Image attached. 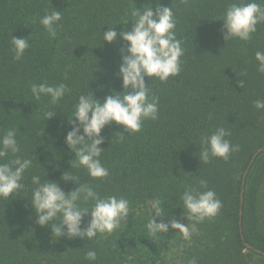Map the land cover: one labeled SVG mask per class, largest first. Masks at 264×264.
<instances>
[{"label": "trees", "instance_id": "16d2710c", "mask_svg": "<svg viewBox=\"0 0 264 264\" xmlns=\"http://www.w3.org/2000/svg\"><path fill=\"white\" fill-rule=\"evenodd\" d=\"M146 2L0 0V135L18 129L17 155L33 161L25 173V188L10 199H0V264H169L170 251L180 239L170 229L155 236L147 231L152 218L148 201L159 199L166 216L187 215L182 214L179 198L186 186L213 190L223 206L216 217L196 225L200 234L184 253L182 264L193 259L196 264H264V153L250 169L242 197L244 174L254 154L264 148V110L254 106L256 100H264V73L258 72L255 60L257 51L264 52V24L249 41L225 42L223 21L216 19L235 0H159L164 6L173 2L175 31L185 50L178 76L167 82L145 78L159 97V118L145 120L138 133H126L114 122L105 127L101 161L108 177L93 179L86 169L72 168V176L94 186L101 196L129 201V215L121 226L88 241L52 237L50 227L35 224L27 200L33 175L44 178L46 168L47 179L58 181L65 192L76 188L61 175L71 170L69 162L74 158L65 143L71 130L66 116L78 96L92 89L101 99L110 94L109 88L124 90L117 75L118 49L124 42L103 46V30L126 25V13L135 3L140 8ZM156 2L151 0L153 5ZM53 7L62 11L55 39L39 22ZM131 27L130 23L127 30ZM123 28L117 25L116 31ZM12 36L29 37L30 47L19 60ZM238 80L244 82L243 88ZM44 82L64 83L70 92L55 105L46 96L37 101L31 85ZM48 111L57 115L47 121ZM221 126L230 131L226 138L239 145V151L227 161L213 157L201 162V138ZM118 132L124 133L122 140ZM12 158L10 153L5 160ZM201 178L206 187L200 185ZM82 206L90 204L82 202ZM89 220L85 218L83 226ZM89 250L97 252L96 261L85 258Z\"/></svg>", "mask_w": 264, "mask_h": 264}, {"label": "clouds", "instance_id": "9594fccd", "mask_svg": "<svg viewBox=\"0 0 264 264\" xmlns=\"http://www.w3.org/2000/svg\"><path fill=\"white\" fill-rule=\"evenodd\" d=\"M126 15L129 17L126 25L117 24L124 26L119 33L116 31V25L108 27L107 31L103 30L102 35L103 46L105 42H124L118 49L120 64L117 74L122 79L124 90L109 88L110 94L101 99L96 98L92 89L89 93H82L74 103L71 114L66 116L71 130L65 137V143L70 152L74 153V158L69 162L71 170L62 171L61 179L65 183L76 185L75 190L65 192L58 181L47 179L49 173L46 168L44 178L40 175L31 177V196L27 200L35 212V224L50 227L52 237L66 236L68 239L92 241L98 234H111L127 219L129 201L126 198L115 195L101 196L94 186L79 182V179L70 173L73 167H82L93 179L108 177L109 170L101 161L104 151L102 145L105 143L102 131L114 122L122 126L126 133H138L142 130L145 120H157L159 97L152 93L145 78L149 81L155 78L160 82H167L182 71L181 58L185 50L183 41L177 38L175 31L177 20L173 2L170 6H164L159 0L155 5L148 0L140 8L135 3ZM61 20L62 11L53 7L51 11L46 10L39 22L47 30L49 37L55 39ZM216 20L223 21L221 35L225 42L234 38L249 41L258 31V25L264 24V0H235L228 5L223 16ZM130 23L132 27L129 31L127 26ZM11 43L17 60L21 59L25 50L30 47L29 37L12 36ZM255 60L258 62V72L264 73V52L257 51ZM96 79L95 76L94 80ZM238 84L243 88L242 80H238ZM31 92L37 101L41 96H46L50 98L51 104L55 105L70 89L64 83L50 85L44 82L32 84ZM254 106L257 110H264V100H256ZM56 115L53 111L45 113L47 121ZM61 126L63 127V123ZM17 133L18 129L13 128L0 135V161H4L0 162V199H10L25 188V173L33 164L32 159L17 155L21 151ZM116 134H120L121 140L124 138V133ZM230 135V131L222 126L216 127L210 135L205 134L201 138L200 161L208 163L213 157L227 161L231 153L239 151V145L232 144L226 138ZM10 153L14 158L5 160ZM55 168L58 170L56 166ZM199 183L203 187L207 186V181L203 178ZM179 198L183 202L182 214L186 211V217L194 221L191 229L175 219L168 223L163 220L157 222V217H164L168 212L161 201L156 199L151 205L152 218L146 224V229L151 235L167 233L169 228H172L179 229L184 239L189 240L191 235L198 231L196 225L216 217L223 206L213 190L200 191L196 187L186 186ZM82 202L90 204V207L82 206ZM88 217L90 220L85 227L83 223ZM85 258L90 262L96 261L97 252L89 250ZM190 264H196L195 259Z\"/></svg>", "mask_w": 264, "mask_h": 264}, {"label": "rangeland", "instance_id": "374dc122", "mask_svg": "<svg viewBox=\"0 0 264 264\" xmlns=\"http://www.w3.org/2000/svg\"><path fill=\"white\" fill-rule=\"evenodd\" d=\"M154 201L149 200L148 201V210L152 216V203ZM181 216V217H173V216H164V217H157V222H160L163 220L165 223H168L169 221L175 219L177 222L183 224L184 226H188L189 229H191V225L193 224V221H190L187 217ZM170 230L174 231L176 233V237L180 239L179 242H177V247L173 248L170 251L169 257H168V262L169 264H182V257L184 253L191 247L193 246L196 238L199 236V232H195L191 235V238L189 240H185L182 232H180L179 229H172L169 228Z\"/></svg>", "mask_w": 264, "mask_h": 264}, {"label": "water", "instance_id": "95a60500", "mask_svg": "<svg viewBox=\"0 0 264 264\" xmlns=\"http://www.w3.org/2000/svg\"><path fill=\"white\" fill-rule=\"evenodd\" d=\"M262 153H264V148H261V149H259L255 154H254V156H253V158H252V160H251V162H250V165H249V167H248V169L246 170V172H245V174H244V178H243V184H242V186H243V190H242V197H243V194H244V187H245V183H246V179H247V176H248V174H249V171H250V169L252 168V166H253V164L255 163V161H256V159L258 158V156L260 155V154H262ZM242 205H243V203H244V199L242 198ZM242 217H243V209L241 208V211H240V218H241V220H240V225H242ZM241 233H242V228H241ZM247 247H248V249H251V247H250V245H246Z\"/></svg>", "mask_w": 264, "mask_h": 264}]
</instances>
